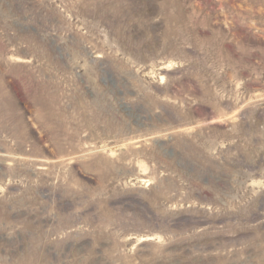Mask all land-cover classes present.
Instances as JSON below:
<instances>
[{
    "label": "rangeland",
    "instance_id": "obj_1",
    "mask_svg": "<svg viewBox=\"0 0 264 264\" xmlns=\"http://www.w3.org/2000/svg\"><path fill=\"white\" fill-rule=\"evenodd\" d=\"M0 264H264V0H0Z\"/></svg>",
    "mask_w": 264,
    "mask_h": 264
}]
</instances>
